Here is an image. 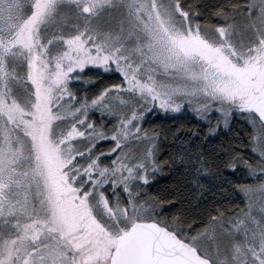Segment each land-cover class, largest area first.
I'll return each instance as SVG.
<instances>
[{
    "label": "rangeland",
    "instance_id": "rangeland-1",
    "mask_svg": "<svg viewBox=\"0 0 264 264\" xmlns=\"http://www.w3.org/2000/svg\"><path fill=\"white\" fill-rule=\"evenodd\" d=\"M90 68L123 85L85 103L72 84ZM263 84L264 0L213 29L177 0H0V264H110L117 237L150 220L130 189L156 169L151 113L194 119L212 138L235 117L252 126L243 212L188 243L213 264H264V132L246 111ZM92 111L115 121L111 136ZM108 140L113 151L96 155ZM184 148L196 186L213 184ZM108 185L124 204H109Z\"/></svg>",
    "mask_w": 264,
    "mask_h": 264
},
{
    "label": "trees",
    "instance_id": "trees-1",
    "mask_svg": "<svg viewBox=\"0 0 264 264\" xmlns=\"http://www.w3.org/2000/svg\"><path fill=\"white\" fill-rule=\"evenodd\" d=\"M177 1L192 22L213 29L227 25L235 10L246 0ZM75 77L77 80L72 84L74 93L85 103H90L110 88L123 85L122 77L115 72L90 68ZM90 116L106 136L113 134L114 120L95 111ZM252 117L264 132L258 119L254 115ZM143 132L153 141L148 144L154 143L156 169L149 173L147 183L136 182L130 190L132 195H136V202L147 209L148 221L159 223L188 242L190 237L201 235L220 221L239 217L244 209L242 189L250 181L243 164L250 161V166L257 167L251 154L252 126L235 117L228 131L218 132L212 138L194 119L151 113L144 120ZM184 145L191 147L193 156L199 155V160L213 172V184H207L202 189L196 186V175L188 165L193 162L186 161ZM113 149V141H103L96 146L94 153L104 156ZM107 157L103 160L106 159L105 165L110 166ZM103 191L110 205L114 198L119 203H125L121 189L108 185Z\"/></svg>",
    "mask_w": 264,
    "mask_h": 264
},
{
    "label": "water",
    "instance_id": "water-1",
    "mask_svg": "<svg viewBox=\"0 0 264 264\" xmlns=\"http://www.w3.org/2000/svg\"><path fill=\"white\" fill-rule=\"evenodd\" d=\"M264 128V84L246 108ZM110 264H213L155 221L133 224L117 237Z\"/></svg>",
    "mask_w": 264,
    "mask_h": 264
},
{
    "label": "flooded vegetation",
    "instance_id": "flooded-vegetation-1",
    "mask_svg": "<svg viewBox=\"0 0 264 264\" xmlns=\"http://www.w3.org/2000/svg\"><path fill=\"white\" fill-rule=\"evenodd\" d=\"M261 88H262V86H260V90H261ZM260 90H259V91H260Z\"/></svg>",
    "mask_w": 264,
    "mask_h": 264
}]
</instances>
